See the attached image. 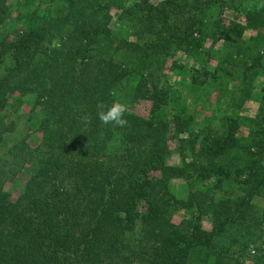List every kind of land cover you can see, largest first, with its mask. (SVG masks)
Here are the masks:
<instances>
[{"label":"trees","instance_id":"1","mask_svg":"<svg viewBox=\"0 0 264 264\" xmlns=\"http://www.w3.org/2000/svg\"><path fill=\"white\" fill-rule=\"evenodd\" d=\"M261 194L264 0H0V264H264Z\"/></svg>","mask_w":264,"mask_h":264},{"label":"rangeland","instance_id":"2","mask_svg":"<svg viewBox=\"0 0 264 264\" xmlns=\"http://www.w3.org/2000/svg\"><path fill=\"white\" fill-rule=\"evenodd\" d=\"M117 12H118V9L115 8V7H112L111 10H110V13L112 15L111 24L113 26L117 25L116 24V20H115ZM224 12H225L224 14H226V16L231 14V11H228V10H225ZM249 32L245 33V36H248ZM253 32H255V30ZM209 43H210V40L207 41V45ZM215 46L219 47L220 45L216 42ZM181 56H182L181 58L183 59L184 56L183 55H181ZM210 66H212V64H210ZM255 81H256L257 87L260 88L259 83L263 82V78L260 77V76H257ZM14 98H15L14 95L11 96V98H10V103L12 104V107L9 110H10V114H11L10 117L13 120H15V124H16L13 127V129H14L13 132H17V130H19V127L21 125H24L23 117H24V113L26 112L27 108H26V104L25 103L18 102ZM117 103H123V104L126 105V109L134 110V111L139 112V113H143L145 111V109H146V106H147V104L145 102H142V101L131 103V102L120 100V101H117ZM242 112H244L246 114L253 115L254 113L257 112V104L253 100H248L243 105ZM197 114L200 117L202 115V111L197 112ZM39 139H40V133L39 132H31L27 136V141L32 146L37 144ZM175 146H176L175 143L172 144L171 149H170V151H169V153L167 155V160L170 163H177L179 161V155H178V153L176 151ZM28 170H29V168H26V170L21 172V173H19L12 182L7 183V186L9 187V189H11L13 192H19L22 189V187H23V184H24V181H25V174H26V172H28ZM172 183H173V185H172L173 191L176 192L177 195L182 196L183 193H185V187L182 186L179 183V181L175 180V179L173 180ZM253 208H254V211L258 212V213L264 210V194H261L258 197H256V199H255V201L253 203ZM180 213H182V211L181 210H177L175 212L174 216L177 217ZM247 245H248V247H247V249L244 250V255L242 257H238V253L235 252L236 250L235 249L234 250L231 249L230 252H233V253H236V254H234L233 256L227 257L224 260L223 264H253L252 261L250 260V258L253 257L254 255L258 254V252H259L258 251L259 250V242H258V244H255V243L251 242V243H249Z\"/></svg>","mask_w":264,"mask_h":264},{"label":"clouds","instance_id":"3","mask_svg":"<svg viewBox=\"0 0 264 264\" xmlns=\"http://www.w3.org/2000/svg\"><path fill=\"white\" fill-rule=\"evenodd\" d=\"M105 105L103 102L97 104V115L100 121L105 124H112L114 127H126L128 125V120L124 118L126 112V105L123 103H113L110 107L105 110ZM81 120L84 123H90L91 117L88 114H85L81 117Z\"/></svg>","mask_w":264,"mask_h":264}]
</instances>
